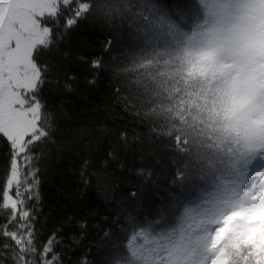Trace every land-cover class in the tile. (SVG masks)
I'll return each mask as SVG.
<instances>
[{
  "label": "snow or ice",
  "instance_id": "1",
  "mask_svg": "<svg viewBox=\"0 0 264 264\" xmlns=\"http://www.w3.org/2000/svg\"><path fill=\"white\" fill-rule=\"evenodd\" d=\"M0 264H264V0H0Z\"/></svg>",
  "mask_w": 264,
  "mask_h": 264
},
{
  "label": "trees",
  "instance_id": "2",
  "mask_svg": "<svg viewBox=\"0 0 264 264\" xmlns=\"http://www.w3.org/2000/svg\"><path fill=\"white\" fill-rule=\"evenodd\" d=\"M65 191H73V189L65 188ZM50 195L53 196V198H63L60 196V190L55 186V184L50 189Z\"/></svg>",
  "mask_w": 264,
  "mask_h": 264
}]
</instances>
